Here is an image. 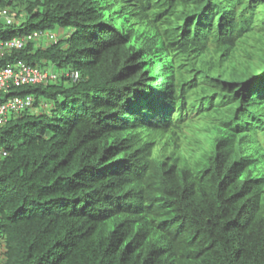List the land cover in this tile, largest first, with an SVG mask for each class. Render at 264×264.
Masks as SVG:
<instances>
[{
  "label": "trees",
  "instance_id": "trees-1",
  "mask_svg": "<svg viewBox=\"0 0 264 264\" xmlns=\"http://www.w3.org/2000/svg\"><path fill=\"white\" fill-rule=\"evenodd\" d=\"M222 3L228 10L253 8L240 16L242 27L254 18L264 22V0ZM115 7V0H0V69L23 61L42 68L51 63L59 73L48 83L0 91V100L34 98L33 109L9 113L0 123V264H264V190L250 196L238 188L232 197L234 183L217 167L201 166L199 153L181 160L180 168L146 150L136 152L130 146L134 135L119 136L101 125L99 119L121 112L127 98L105 96L102 76L92 71L98 66L105 76L110 73V55L127 59L129 48L116 31L94 23ZM45 29L71 33L46 46L32 40L22 48L3 45ZM260 38L251 41V55L264 63V33ZM99 54L110 55L98 59ZM160 62L170 71L180 66L178 79L158 90L171 95L174 109L161 100L149 102L157 107L151 114L174 120L166 127L172 139L180 142L185 135L189 146H199L207 127L215 131L214 123L188 126L175 117L184 120L187 103L194 108L198 101L205 104V96L211 101L233 94L219 76V88L206 91L205 70L189 65L181 53H168ZM158 63L152 62L157 72ZM66 71H79L80 77L73 80ZM256 74L263 80L264 65ZM182 125L188 126L184 135Z\"/></svg>",
  "mask_w": 264,
  "mask_h": 264
},
{
  "label": "clouds",
  "instance_id": "clouds-1",
  "mask_svg": "<svg viewBox=\"0 0 264 264\" xmlns=\"http://www.w3.org/2000/svg\"><path fill=\"white\" fill-rule=\"evenodd\" d=\"M115 1L116 7L110 16L105 20L98 17L94 23L97 28L105 27L112 32L116 31L117 37L129 48L124 55L127 59L118 62L114 55L99 54L98 59L101 55H110L114 59L109 67L112 71L106 76L103 73L105 70L98 66L92 71L94 76H102L98 81L103 82L102 87H106L105 96L118 98V102H121L124 95L127 98L121 112L117 109L111 111L109 116L99 119L101 125L119 132V136L122 133L134 135L131 137L130 146L136 152L146 150L149 155L158 156L163 161L170 159L180 168L181 160L199 153L202 158L201 166L217 167L218 173L221 172L224 178L234 183L232 197L238 188H241L243 195L250 196L254 195L257 188L264 190V76L263 80H259L262 75L256 74L259 66L264 63L251 55V45L254 44L251 41L261 40L264 22L254 18L243 27L238 22L240 16H248L253 8L237 5L228 10L222 0ZM64 30H59L58 33L50 29L38 30L26 37H13L6 41H22L20 47L12 48H22L25 40L46 46L67 38L71 29ZM96 33H99V29ZM255 36L257 39H254ZM97 44L104 45V42L100 40ZM168 53H181L182 60L185 55L189 65L205 70L203 72L208 78L204 82L209 87L206 91L219 88L215 83V78L219 76L221 84L229 87L233 94L230 97L213 98L211 101L205 96L204 100L208 104L198 101L194 108H190L187 103L184 120L175 117L178 123L187 121L188 126L201 125L199 120L208 121L209 125L214 123L215 131L207 127L208 137L199 146L188 145L184 135L188 126L184 129L182 125L184 140L178 142L179 138L172 139L166 130L174 120L170 122L160 118L158 121L151 114V110L157 107L152 104L149 108V102L161 100L170 110L174 109L173 103L168 102L171 95L163 96L158 92L160 85L178 79L179 65L178 70L170 71L160 62ZM156 60L161 65L158 72L157 67L152 64ZM144 64L147 66L143 67ZM30 66L46 72L48 77L26 84L48 83L58 77L59 73L52 68L51 63L44 68ZM242 66H245V70H242ZM151 69V74L137 75L139 71L144 74ZM246 70L249 72L246 73ZM161 73H164L163 77L157 79ZM65 74L70 75L73 80L80 77L79 71H66ZM19 96H30L32 105L26 110L34 108L31 94ZM139 104L146 107H135ZM137 111L145 114L135 117L134 113ZM177 111L178 109L175 112ZM190 168L187 167L188 170Z\"/></svg>",
  "mask_w": 264,
  "mask_h": 264
},
{
  "label": "built area",
  "instance_id": "built-area-1",
  "mask_svg": "<svg viewBox=\"0 0 264 264\" xmlns=\"http://www.w3.org/2000/svg\"><path fill=\"white\" fill-rule=\"evenodd\" d=\"M35 35V34H34ZM5 48L20 47L22 41L13 39L3 42ZM48 74L36 67L23 62H18L15 68L7 66L0 70V91L8 92L10 86H18L26 83H36L44 80ZM32 99L30 96L13 95L0 100V123L5 121L9 113H18L30 108Z\"/></svg>",
  "mask_w": 264,
  "mask_h": 264
},
{
  "label": "rangeland",
  "instance_id": "rangeland-1",
  "mask_svg": "<svg viewBox=\"0 0 264 264\" xmlns=\"http://www.w3.org/2000/svg\"><path fill=\"white\" fill-rule=\"evenodd\" d=\"M55 32H56V33H58V31H57V30H56ZM64 32H65V30H64Z\"/></svg>",
  "mask_w": 264,
  "mask_h": 264
},
{
  "label": "bare ground",
  "instance_id": "bare-ground-1",
  "mask_svg": "<svg viewBox=\"0 0 264 264\" xmlns=\"http://www.w3.org/2000/svg\"><path fill=\"white\" fill-rule=\"evenodd\" d=\"M156 193V192H155ZM164 216V215H163Z\"/></svg>",
  "mask_w": 264,
  "mask_h": 264
}]
</instances>
